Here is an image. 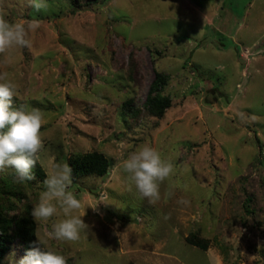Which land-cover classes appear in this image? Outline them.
Wrapping results in <instances>:
<instances>
[{"label": "rangeland", "instance_id": "1", "mask_svg": "<svg viewBox=\"0 0 264 264\" xmlns=\"http://www.w3.org/2000/svg\"><path fill=\"white\" fill-rule=\"evenodd\" d=\"M46 2L37 12L29 0H0L9 22H39L31 50H11L7 62L0 56V74L17 86L13 109L42 113L45 171L20 182L8 168L0 191L20 189L36 205L47 172L71 152L100 150L110 167L72 182L88 224L81 238L46 235L65 218L58 208L48 222L33 217L40 245L67 264H264V0ZM130 51L138 82L124 72ZM154 65L169 74L171 103L162 116L131 126L121 101L142 102ZM144 144L174 166L155 204L120 167ZM192 230L206 248L186 242ZM26 254L14 239L0 264H19Z\"/></svg>", "mask_w": 264, "mask_h": 264}, {"label": "clouds", "instance_id": "2", "mask_svg": "<svg viewBox=\"0 0 264 264\" xmlns=\"http://www.w3.org/2000/svg\"><path fill=\"white\" fill-rule=\"evenodd\" d=\"M30 6L37 12L47 11L46 0H29ZM39 27L38 21L25 26L11 23L0 16V56L7 62L8 54L16 48L31 50L29 33ZM0 172L8 168L14 169L16 179L20 182L35 179L32 169L40 159L39 153L44 147L41 136L43 116L39 109L26 110L23 106L13 109V98L17 86L0 74ZM120 167L128 175L131 186H134L141 198L149 204L160 199V185L174 174L173 164L162 158L161 154L148 144L139 146L124 159ZM73 170L67 163H56L47 172L43 184L45 190L39 195L38 203L32 209V216L37 224L45 223L58 215V208L64 219L51 225L50 238L61 242H75L81 238V232L88 227L79 213L82 202L70 187L73 182ZM131 190V187L129 188ZM178 203L188 204L181 198ZM94 210L97 207H92ZM39 244L44 245L40 239ZM246 256V253H241ZM250 262L255 256H247ZM19 264H67L66 258L51 250H41L34 246L19 261Z\"/></svg>", "mask_w": 264, "mask_h": 264}, {"label": "trees", "instance_id": "3", "mask_svg": "<svg viewBox=\"0 0 264 264\" xmlns=\"http://www.w3.org/2000/svg\"><path fill=\"white\" fill-rule=\"evenodd\" d=\"M155 61L156 57L153 55L152 62L155 64ZM153 71V77L149 82L146 95L141 103H135L131 98L121 101V109L130 119L129 124L131 126L140 123L147 116H162L171 103L170 95L164 92V86L168 81L169 74L166 71L157 69L155 65ZM124 72L129 80L134 82L139 81L138 65L132 51L129 52V60ZM67 164L73 170L72 176L74 182L80 175L90 173L103 175L107 173L110 167V160L102 151L93 149L84 152H71L67 156ZM32 172L37 176H45V171L38 161ZM35 203V199L28 197L20 189L0 191V263L14 239L20 241L26 253L34 244L39 246L41 250H50L41 246L37 240L35 221L31 214ZM22 206L25 209V214L12 218L9 211L12 209L21 210ZM185 239L189 244L206 248V238L200 236L197 230L190 231Z\"/></svg>", "mask_w": 264, "mask_h": 264}]
</instances>
